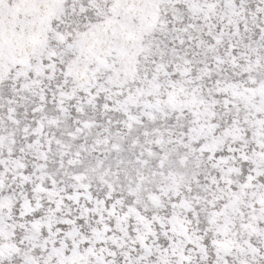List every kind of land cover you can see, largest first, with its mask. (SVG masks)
<instances>
[{
    "label": "snow or ice",
    "instance_id": "obj_1",
    "mask_svg": "<svg viewBox=\"0 0 264 264\" xmlns=\"http://www.w3.org/2000/svg\"><path fill=\"white\" fill-rule=\"evenodd\" d=\"M0 264H264V0H0Z\"/></svg>",
    "mask_w": 264,
    "mask_h": 264
}]
</instances>
